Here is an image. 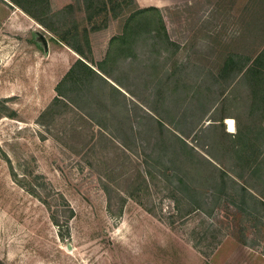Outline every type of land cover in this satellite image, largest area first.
Masks as SVG:
<instances>
[{"label":"rangeland","instance_id":"obj_1","mask_svg":"<svg viewBox=\"0 0 264 264\" xmlns=\"http://www.w3.org/2000/svg\"><path fill=\"white\" fill-rule=\"evenodd\" d=\"M88 1L0 0V264H264V88L236 71L264 0ZM151 7L168 40L151 16L119 51ZM75 55L127 96L105 78L56 100ZM158 120L192 149L191 198L158 174Z\"/></svg>","mask_w":264,"mask_h":264},{"label":"trees","instance_id":"obj_2","mask_svg":"<svg viewBox=\"0 0 264 264\" xmlns=\"http://www.w3.org/2000/svg\"><path fill=\"white\" fill-rule=\"evenodd\" d=\"M86 1L89 2L88 0H86ZM157 10L158 9H156L155 7L146 8V9H139V10H137V11H135L129 15V17L125 20V22L123 24V30H122L121 36L114 39V41H116V40L120 41L121 46L118 45L119 51H122V50L125 51L126 48L124 46L127 45L128 41H129V43L131 42V40L133 39L132 36L137 35V33L145 25L150 24L151 21L149 20V18H151V16L155 17V18H151L152 21L154 23L158 24L157 32H161L164 35L165 40H168V37L165 33L161 18L159 16ZM150 11L153 12L154 14L150 13ZM148 14H149V16H148ZM262 43L264 44V36L262 38ZM232 62H233V58H230V57L225 61V64L222 65V69L220 71L221 76H226L227 74L229 75V74L233 73V71L229 68L230 64ZM250 62H251L250 59L248 61H244V64L242 65V67H240L236 71H238V73H241L244 71L245 77H247V78L249 77V79H254L255 82L260 84L259 87L264 88V47L260 51V53L252 60V63H250ZM97 67H98L97 69L100 72V74L98 72L92 70L89 66H87L82 61L78 60L69 69V71L67 73V82L72 80L73 82H77V83H83V84L89 83L90 84L92 82L94 84V82L98 81V79L100 81L106 82V83H107V81L105 80V78H108L111 81L114 80L108 73H106V71L102 65V62H100ZM114 81L116 82V80H114ZM114 81H113V83H115ZM111 86H112V84H111ZM113 88L116 89L115 87H113ZM262 90L263 89H261V88H256L253 91V96L254 97L261 96ZM56 100H58V99H56ZM259 100L262 102L264 101V99H259ZM230 122L231 123L228 126L226 123L225 124H226L227 130L229 131V129H230V131L233 132L234 131V122L232 120ZM156 123H157V126L159 128V129H157L158 134L156 135L157 136V144L167 146V147H162L164 150L160 151V152L165 153V154L158 153L157 158H158V160H162V159H164L165 155L169 156L168 160L170 161V163L169 162L168 163L171 165L166 170H160V173H158V174H159V176H163L162 182H164L165 186H169V188H170L169 190L172 193H174V195L178 194L183 199L191 198L192 194L195 193L196 190L194 189V187L190 183L187 182L186 178L184 177V176H186V173H183L181 171V169L178 168V164H179L178 159H180L179 152L183 153L186 160H187V156H188V158L193 157L192 149L189 148V146L185 143V141H183V139L179 136V134L177 133L178 129H175V132H171L170 136L166 137L165 134L163 133V128H164L163 122L158 120V121H156ZM260 135L264 136V130L263 131L261 130V132H259V136ZM155 157L156 156L154 155V158ZM161 162L162 161H160V162L158 161L157 163H155V165H160ZM161 166H163V165L161 164ZM176 197H177V195L175 196V198ZM172 198L175 201V198L174 197H172ZM175 203L177 204V201H175ZM198 208H199V206H198Z\"/></svg>","mask_w":264,"mask_h":264},{"label":"crops","instance_id":"obj_3","mask_svg":"<svg viewBox=\"0 0 264 264\" xmlns=\"http://www.w3.org/2000/svg\"><path fill=\"white\" fill-rule=\"evenodd\" d=\"M260 44H261V45L263 44V43H262V40H261ZM263 47H264V44L262 45V48L260 49V51L263 49ZM66 49H67V48H66ZM259 53H260V52H258L257 55H258ZM63 54H64V59H65V61L67 62V51H66L65 53H63ZM75 56H76L77 59L74 60V62L72 63V65L69 67V69H70V68L74 65V63H75L76 61H78V60L82 61V62L85 63L87 66H89V65H88L83 59L78 58L77 55H75ZM89 67H90L92 70H94V71H96V72H98V73L100 74V72L97 71L96 69H94L93 67H91V66H89ZM69 69L67 70V64H66L65 68L62 70V72H63L64 70H66V71L64 72L63 76L61 77V79H60V80L57 82V84H56V87H55L56 94H57L56 99L65 98V97H66V94H65V92L63 91V89L67 86V73H68ZM110 84H112V86L115 87V88L117 89V92L120 93L119 95L124 94V95L127 96L126 92H124V90H122L119 86L115 85V84L112 83L111 81H110Z\"/></svg>","mask_w":264,"mask_h":264},{"label":"water","instance_id":"obj_4","mask_svg":"<svg viewBox=\"0 0 264 264\" xmlns=\"http://www.w3.org/2000/svg\"><path fill=\"white\" fill-rule=\"evenodd\" d=\"M43 46H44V48H45V50H46V46H45V43H43ZM70 248V246H68V249Z\"/></svg>","mask_w":264,"mask_h":264}]
</instances>
